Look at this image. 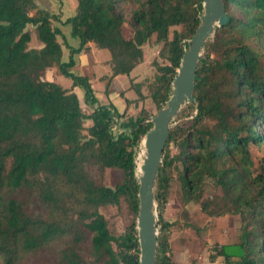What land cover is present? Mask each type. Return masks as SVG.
Returning a JSON list of instances; mask_svg holds the SVG:
<instances>
[{
    "label": "trees",
    "instance_id": "trees-1",
    "mask_svg": "<svg viewBox=\"0 0 264 264\" xmlns=\"http://www.w3.org/2000/svg\"><path fill=\"white\" fill-rule=\"evenodd\" d=\"M225 11L229 20L216 28L199 63L195 106L178 115L190 117L170 128L164 149L155 184L156 264H173L175 223L163 213L174 180L185 202L200 199L210 180L214 193L202 209L213 206L218 215L241 219L238 241L215 244L210 261L264 264V0H226ZM201 13L202 0H77L64 23L80 46L64 62L62 33L52 24L58 15L35 0H0V264H139L135 220L114 235L99 209L123 197L137 217L134 148L153 115L144 106L128 116L98 104L88 78L68 68L72 54L93 42L110 54V78L129 75L152 42L158 51L154 76L145 84L148 95L143 81L130 79V87L134 102L150 98L158 110L171 94ZM29 25L42 47H28ZM125 25L132 29L129 38ZM174 26L182 30L170 36ZM54 66L71 77V88L43 79ZM75 86L91 103L89 113ZM251 146L261 152L255 159ZM106 168H119L123 181L104 185Z\"/></svg>",
    "mask_w": 264,
    "mask_h": 264
},
{
    "label": "rangeland",
    "instance_id": "rangeland-1",
    "mask_svg": "<svg viewBox=\"0 0 264 264\" xmlns=\"http://www.w3.org/2000/svg\"><path fill=\"white\" fill-rule=\"evenodd\" d=\"M39 6L44 7L51 14H59L60 20L52 19V24L54 27H57L61 30L66 41L69 45L73 47L80 46V40L78 37L71 34L70 24L64 23L63 20L72 14L75 13V8L77 5V0H36ZM62 3L63 6L62 7ZM131 5H128V9L131 8ZM31 30V39L28 43L29 48H39L42 46V43L38 39L36 30L32 25L28 26ZM177 29L178 31L182 30V26L171 27L170 36L172 35V30ZM123 34L126 38H129L132 35V29L125 25L123 27ZM214 35L209 41H212ZM208 41V42H209ZM144 53L146 54V63L140 64L137 66L130 75H135L138 77V80L141 79L144 84L143 92L148 95L147 84L152 80L155 67L151 64L154 57H157L158 47H155L152 42L144 45ZM100 53V61L96 63L93 68V73L88 75V79L92 88L93 97L97 102H100L104 106H108V100H113L115 103L117 101H124L126 98L133 99L137 95L133 89H128L124 92L125 87L121 86V80L126 79V75H119L114 80L109 83L110 68L109 65L105 63V59H109L110 54L105 49L96 50ZM208 52V45H206L204 51L201 54V58H204ZM211 57H216L215 52L210 53ZM158 61H160L158 59ZM51 70L53 73H51ZM68 70L78 75V69H73L69 67ZM58 74H57V73ZM83 76V75H78ZM45 80H54V82H60L64 88H68L72 85L71 77L59 73L57 67L54 66L50 70H46L43 75ZM82 91L81 99L85 102L86 106L82 105V109L85 113H89L92 110V105L89 102L85 101L84 90L82 87L78 86ZM124 89V90H123ZM124 94H123V92ZM143 101V106L155 115L157 109L155 105L150 100V98H145ZM195 103L185 104L179 111L178 115L182 111L187 110L189 107H194ZM134 105L129 108V114H132L134 111ZM196 110L191 111V114H194ZM176 118L173 121V124H177L181 120H187L190 116H184ZM90 121H87L88 125ZM141 143V142H140ZM139 143V144H140ZM252 155L255 159L256 156L260 155V150L255 146H251ZM93 171V170H92ZM95 172V171H94ZM123 181V174L119 168H106L103 173V183L109 187H115L117 184H120ZM214 193V188L210 180H207L204 185V191L200 199L191 200L185 202L182 199L180 187L178 182L174 180L171 184L167 202L165 204V209L163 216L167 220H173L175 225L172 227V231L169 237V243L173 246L175 245H184L193 253L192 260L195 264H224L223 257H217L214 261H210L209 254L213 253V246L215 244H231L238 241L240 236V226L241 219L238 215L234 214H223L218 215L217 208L210 207L207 211L202 209V203L206 199H212ZM156 201V218L158 219V209ZM100 213L108 220V225L111 232L114 235H119L125 231V228L133 221H136L132 210L130 209L127 201L121 197L118 205H106L100 207ZM211 213H215L212 215ZM158 227V226H157ZM198 228V229H197ZM159 229V227H158ZM171 234H174L171 236ZM171 249V248H170ZM171 254V252H170ZM198 255L202 256L201 261L198 259Z\"/></svg>",
    "mask_w": 264,
    "mask_h": 264
},
{
    "label": "water",
    "instance_id": "water-1",
    "mask_svg": "<svg viewBox=\"0 0 264 264\" xmlns=\"http://www.w3.org/2000/svg\"><path fill=\"white\" fill-rule=\"evenodd\" d=\"M225 1L202 0L199 24L187 42V48L172 81L171 94L165 105L152 116V126L141 141L145 155L141 173L139 176L136 173L138 211L135 221L139 244V264H156L159 233L155 212L157 175L174 119L185 104L194 103L193 94L201 54L216 28L225 26L229 20L225 11Z\"/></svg>",
    "mask_w": 264,
    "mask_h": 264
},
{
    "label": "crops",
    "instance_id": "crops-1",
    "mask_svg": "<svg viewBox=\"0 0 264 264\" xmlns=\"http://www.w3.org/2000/svg\"><path fill=\"white\" fill-rule=\"evenodd\" d=\"M36 4L39 6V4H38L37 1H36ZM39 7L47 10L44 7H41V6H39ZM62 7H64L63 6V3H62ZM74 14H72L70 16H73ZM67 17H69V16H67ZM58 19L60 20V15L59 14H58L57 20ZM64 20H63V22H64ZM58 41L61 43V47H62V61L66 62L70 58V49L77 48V47H73V46L69 45L68 42L66 41V39H65V37H64L63 34H62V36L61 35L58 36ZM154 46L155 47H158L157 45H154ZM95 49L96 50H99L100 48H97L93 42H89V43H87L85 45V47L82 50H80L77 53H73L72 54V59L74 61V65L72 67H73V69H78V72H76L78 75H83V76H86L88 78V75L90 73H93V68L96 65V63L101 62L100 61L101 55H100V53H98L97 51H95ZM146 57H147L146 54H144V60L140 64L146 63ZM109 59H110V57H109ZM108 60L105 59L103 61H105V63L108 64ZM139 65H137V66H139ZM51 68H53V67H51ZM51 68H48V70H50ZM109 68H110V66H109ZM132 71L130 72V74L132 73ZM51 73H53L52 70H51ZM130 74L129 75L119 74V75H126V77H125L126 79L120 81L121 82V86L120 87H125L124 88L125 90L123 89L124 92H126V90H128V89H132L130 87V83H131L130 79H133V82H135V83L136 82H142V80H143L142 79L143 77L138 80V77L137 76H135V75L133 76V75H130ZM119 75H116L113 78H110V76H111V68H110V75H109L110 81H109V83H111L114 80V78H116ZM49 81H54V80H49ZM57 83H59L62 86V84L60 82H57ZM71 86L68 87V88H71ZM72 90L76 93V95H77V97L79 99L80 105L81 106L82 105L83 106H86L85 105V102L82 101V99H81V96H82L83 93L80 90V88L78 86H75V87L72 88ZM123 90H122V92H123ZM124 92H123V94H124ZM142 92H143V88H142ZM143 94L145 95L146 93L143 92ZM136 98H133V99L126 98L124 101H117L116 103L113 100H108V102H109V105L108 106L112 107L114 109V111H116L117 113H123L124 111H126V114L128 116H135L137 114V112L140 110V108L143 106V101L142 100L139 101V102H137V103L134 102V100ZM98 104L102 105L100 102H98ZM132 105H134V107H133L134 108V111H133L132 114H129L128 113L129 112V108ZM86 107L88 108V106H86ZM172 235H174V234H171V236ZM170 248H171V254H170V256L172 258L173 264H194V262L192 260V257L194 255L191 252V250L188 249L186 246L181 245V244L180 245H176V246L174 245L173 246L172 244H170ZM198 259L201 261V259H203V258H202V256L198 255ZM195 264H197V262H195Z\"/></svg>",
    "mask_w": 264,
    "mask_h": 264
},
{
    "label": "bare ground",
    "instance_id": "bare-ground-1",
    "mask_svg": "<svg viewBox=\"0 0 264 264\" xmlns=\"http://www.w3.org/2000/svg\"><path fill=\"white\" fill-rule=\"evenodd\" d=\"M142 152L140 153V155L138 156L137 158V168H136V173L137 175L139 176L140 173H141V165H142V161H143V158H144V147L142 145Z\"/></svg>",
    "mask_w": 264,
    "mask_h": 264
},
{
    "label": "built area",
    "instance_id": "built-area-1",
    "mask_svg": "<svg viewBox=\"0 0 264 264\" xmlns=\"http://www.w3.org/2000/svg\"><path fill=\"white\" fill-rule=\"evenodd\" d=\"M114 130H117V128L114 127ZM142 151L143 150H142V144L141 143L137 147L134 148V162H135V164H137V158Z\"/></svg>",
    "mask_w": 264,
    "mask_h": 264
}]
</instances>
